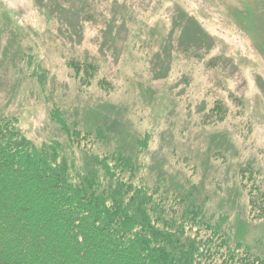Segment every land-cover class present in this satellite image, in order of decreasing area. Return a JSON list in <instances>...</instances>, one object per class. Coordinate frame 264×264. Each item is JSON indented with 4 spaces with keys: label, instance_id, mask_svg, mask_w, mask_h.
Here are the masks:
<instances>
[{
    "label": "rangeland",
    "instance_id": "rangeland-1",
    "mask_svg": "<svg viewBox=\"0 0 264 264\" xmlns=\"http://www.w3.org/2000/svg\"><path fill=\"white\" fill-rule=\"evenodd\" d=\"M70 60L93 64L90 83ZM0 100L36 145L63 138L55 108L114 147L150 135L151 184L203 182L209 212L264 256L235 176L252 165L264 189V0H0Z\"/></svg>",
    "mask_w": 264,
    "mask_h": 264
},
{
    "label": "trees",
    "instance_id": "trees-1",
    "mask_svg": "<svg viewBox=\"0 0 264 264\" xmlns=\"http://www.w3.org/2000/svg\"><path fill=\"white\" fill-rule=\"evenodd\" d=\"M29 58L30 79L48 84L42 64ZM92 66L67 63L86 83ZM50 120L63 138L36 145L0 102V264H264L244 232L233 236L229 214L209 212L203 182L174 190L163 180L151 184L143 161L150 135L114 147L105 125L95 137L59 108ZM235 176L255 226L264 221L261 175L241 164Z\"/></svg>",
    "mask_w": 264,
    "mask_h": 264
}]
</instances>
